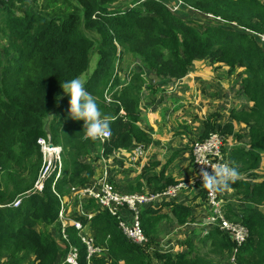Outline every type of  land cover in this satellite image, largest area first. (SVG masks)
<instances>
[{"label": "trees", "instance_id": "trees-1", "mask_svg": "<svg viewBox=\"0 0 264 264\" xmlns=\"http://www.w3.org/2000/svg\"><path fill=\"white\" fill-rule=\"evenodd\" d=\"M180 3L172 10L167 0H0V264H22L30 258V264H70L64 261L69 244L78 249V264H232L234 242L216 227L203 239L217 259L193 252L189 239H185L187 251H162L155 244L162 219L186 222L190 210L183 203L171 201L166 213L149 205L141 208L140 223L148 242L139 245L124 236L115 216L87 199L82 208L92 217L74 216L89 227L94 245L105 250L89 260L78 231L68 225L66 243L57 221L60 196L71 186L91 181L97 160L91 155L100 146L97 140L84 138L82 120L68 117V98L60 83L87 72L95 53L94 68L83 82L110 120V136L102 144L106 157L118 148L150 142L138 125L142 90L155 91L144 77L145 70L160 80L179 79L194 60L210 57L226 65L227 73L241 68L239 91L250 105L231 108L229 116L248 127L246 157L251 166L260 159L264 164V43L257 37L264 33V0ZM135 60H139L137 68L127 70ZM110 83L119 86L112 92V102H106L103 92ZM218 115L211 113L202 121L198 138L213 130L232 133L229 120L215 126ZM47 133L62 147L61 176L53 185L54 175L50 176L42 191L28 193L41 166L36 139ZM147 171L143 168L140 175L153 191L174 182L172 177L163 179L162 173L146 175ZM232 185L241 187L253 203L264 200V180ZM140 187L138 180L127 190L140 191ZM25 192L17 207L8 205ZM201 192L205 200L204 188ZM227 209L229 219L249 230L235 261L264 264V213L255 207L239 208L240 213ZM61 241L65 247L59 246Z\"/></svg>", "mask_w": 264, "mask_h": 264}, {"label": "crops", "instance_id": "crops-1", "mask_svg": "<svg viewBox=\"0 0 264 264\" xmlns=\"http://www.w3.org/2000/svg\"><path fill=\"white\" fill-rule=\"evenodd\" d=\"M197 62L196 60L192 62L189 72L182 78L167 81L157 79L156 77L153 79V82H155L153 83L155 85L153 90L155 88L158 89L154 92L148 89L145 90L147 103L145 108L141 110L142 113L138 122V125L149 136L150 142L135 143L127 149L118 148L112 151L107 157L104 156L103 160L99 158L98 154H96L97 151H95V154L91 155L94 159L97 157V160L93 162L95 171L91 180L98 177L104 167H106L113 185L120 191L130 192L120 186L125 183L128 188V184L134 185L140 180L142 187L143 184H146V181L145 177L140 174L142 169L146 167L148 169L146 175L153 177L162 173L163 179L172 177L174 182L168 185L177 181L188 182V185L180 190L176 196L158 198L152 204L151 208H158L161 212L166 213L168 212V205L171 201L188 205L190 214L186 222L177 224L171 219H162V221L173 222L176 228H190L192 234L199 232L197 234L199 240L208 245V242L203 239V235L206 233L205 227L201 226L202 230L195 227L202 224L203 222L201 221L203 219L205 220L207 207L202 197V188L200 185L190 183L194 177V169L189 143L193 135L196 138L200 136L203 129L202 121L210 113H213L216 107H218V103L220 104L223 93L222 86L226 79H230L233 82L234 79H239L243 73L240 67H236L230 73H227L228 67L224 64L220 69H215L214 66H208V71H201V68L196 66ZM208 72H212L215 76L213 75L211 78H208V75L203 74H208ZM147 75L148 73L144 72L146 80ZM152 75L148 77L152 79ZM236 83L240 87L239 80ZM168 84H170V87L166 89L165 86ZM203 86H212L216 91L211 95L208 92L204 93ZM218 90L222 92L218 94ZM162 93H164V98L161 95ZM166 93L169 95L165 96ZM166 98L169 99L168 102L165 101ZM228 98H230L229 95ZM238 99H242L240 106L235 104L233 106L229 105L228 109L225 110L226 115H223L220 109V114L215 120V126L226 120L232 122L233 131L226 135L224 151L229 154L230 158L233 156V163L230 166L235 167L239 172V178L236 181H247L250 184H254L260 180H264V164L262 159H260L256 166H251V159L246 157V153L250 150L248 127L246 124L235 121L229 116L231 108L241 109L247 108L250 105V101L243 98L242 92L238 95ZM142 103L143 98L141 97L140 104ZM178 125H180V128L177 130L180 129L181 133L178 132L179 134L175 135L177 131L176 126ZM197 127L201 130L200 133H196ZM183 130L190 133V135L186 137L185 133H182ZM136 147L141 149V153L134 156L133 151ZM66 196L65 199L70 202L69 209L72 211L76 210L73 206H78L77 202L71 200L68 193ZM221 198L225 215L226 211H228L227 208L231 212L240 213L239 208L244 207H255L264 213V200L253 203L242 193V189L238 185H231L227 190L221 192ZM84 232L92 236L88 226L84 228ZM59 246L62 247L60 242ZM172 250L173 248L170 247L169 251L175 252ZM30 262L31 258L25 260L22 264H30Z\"/></svg>", "mask_w": 264, "mask_h": 264}, {"label": "built area", "instance_id": "built-area-1", "mask_svg": "<svg viewBox=\"0 0 264 264\" xmlns=\"http://www.w3.org/2000/svg\"><path fill=\"white\" fill-rule=\"evenodd\" d=\"M174 6L170 7L172 10H176L180 3V0H174ZM257 37L259 41L264 43V33H258ZM115 72L118 73L117 66ZM119 85L113 86L111 83L105 88L103 95L106 102H112V92L118 88ZM120 114L124 113L123 109H120ZM107 137L97 140L100 146L97 150L100 159H104L103 142L109 138ZM226 135L218 130H213L203 138H196L190 147V153L192 157V165L194 169V177L190 182L192 184H199L201 188V178L199 172L201 168H206L211 172V167L202 165L199 160L207 159L215 164L226 163L229 164V154L224 151ZM41 152V166L36 181L29 192H40L43 189L44 182L50 176L54 175L53 183L61 176L62 172V147L60 144H54L51 140L50 134L45 136H39L36 139ZM141 149L136 147L133 151V155H139ZM188 185L186 181H177L171 185H167L165 188L159 191H153L149 189L146 184H143L140 191L135 192H123L117 189L110 181L109 171L106 167L98 175V177L92 179L85 185L71 186L68 189L69 198L75 200L77 205L75 207L79 216H84L89 220L93 213L83 210L82 203L87 199H92L100 208L107 210L111 215L115 216L118 220V227L124 236L130 241L144 245L148 242V237L145 235L141 223H140V210L141 208L152 204L158 198H170L178 194V192L184 189ZM205 191V204L207 207V215L202 223L205 229L216 227L219 230L227 233L231 240L234 242L233 251L230 255V261L232 264H238L235 261V253L238 247L244 243L249 235V230L245 225L239 221L231 220L227 218L222 205V198L220 193L211 192L204 188ZM27 192L16 197L10 204L12 207H17L22 198ZM56 193V192H55ZM60 207L57 214V221L60 225V234L62 241L69 243V238L66 233L67 226H73L78 231V236L86 246V259L89 260L93 255L104 254L105 250L102 247L94 245L93 237L84 232L86 224H83L81 220L73 218L71 216L72 210L69 209L70 202L65 198L66 194L60 196ZM62 247H65L63 242ZM169 244H162V251H169ZM65 262L70 264H78V249L75 245L69 244L68 251L64 258Z\"/></svg>", "mask_w": 264, "mask_h": 264}, {"label": "rangeland", "instance_id": "rangeland-1", "mask_svg": "<svg viewBox=\"0 0 264 264\" xmlns=\"http://www.w3.org/2000/svg\"><path fill=\"white\" fill-rule=\"evenodd\" d=\"M168 1V5L170 7L174 6L173 3L175 4V1L174 0H167ZM130 1L127 2V4H129ZM122 7H124L123 5H121ZM181 15H183L181 13ZM96 59H97V55L96 53L94 55H92L91 57V62H90V65H89V68H88V71L83 73L79 78L83 81L85 80L89 75L90 73L92 72L93 68H94V65H95V62H96ZM198 61L196 63V66L197 67H200L201 68V71L202 70H209L208 66H214L215 69H220L221 67H223L222 65L223 64H220L218 62H214L212 58H205V59H200V60H196ZM135 63L134 64H131L128 68V69H131L130 67L133 66V69L134 68H137L138 64H139V60H135L134 61ZM121 73L122 75L126 74L127 73V70L125 69V64L124 62L122 63V68H121ZM147 71L148 75H147V82H150V83H155L153 82V79L155 78L154 75L151 74V72H149L148 70H145ZM212 71V70H211ZM205 75H208L209 77L208 78H211L214 74H212V72H208L207 73H203ZM152 75L153 78H149L148 76ZM215 76V75H214ZM239 79L237 80H233V82L230 81V79H226V81L224 82L223 86H222V89H223V93H222V98H221V101H220V104L218 103V107H216V109L213 111V113H217V114H220V109H221V112L223 115H226V112L225 110L228 109L229 105H232L235 104V105H239L240 106V103L242 102V99H238V95H240V91L238 89V84L236 82H238ZM170 87V84H168L167 86H165L166 89H169ZM203 92L204 93H210V95L212 93H214L216 90H214V88L212 86H203ZM147 88H143V91H142V98H143V103L141 104V110L142 108H145V105L147 103V98H146V93H145V90ZM156 89L158 88H155V91ZM237 89V90H235ZM163 90L165 91V89L163 88ZM164 91H161V92H164ZM222 91L221 90H218V94H220ZM164 98V93L161 94ZM169 94L166 93L165 96H168ZM228 95L230 98H228ZM243 98L244 99H247L244 95H243ZM217 99H218V96H217ZM235 99V100H234ZM168 98H166V102H168ZM231 106V107H232ZM142 113V111H141ZM211 114V113H210ZM180 128V125L176 126V130ZM175 130V131H176ZM174 131V132H175ZM200 129L197 127L196 128V133H200ZM180 132V129L176 131L175 135H178ZM182 133H185L186 137H188V135H190V133L186 132V131H182ZM194 133V131H193ZM192 133V134H193ZM194 137V138H193ZM193 137L190 139V145L189 147H191V144L192 142L196 139V137L193 135ZM54 144H58L57 142L53 141ZM122 188H126L127 189V184H122V186H120ZM73 207H76V206H73ZM74 215H78L76 210H73L71 212V216L73 218H75ZM202 218V217H200ZM201 220V219H199ZM204 219L201 221L203 222ZM162 223V224H161ZM202 224H199L198 226H195L197 229L199 230H202ZM210 229V228H209ZM209 229H207L206 231H208ZM199 232L197 233H193L192 234V231L190 230V228H186V229H180V228H176V225L175 223L173 222H170V221H161L160 222V225H159V230H158V233L155 235V239H156V245H161L162 244H169V249L170 247L173 248L172 251H179V250H186L188 249L187 245L185 243V239H189L191 244H192V251L193 252H199L200 254L202 255H206V256H209L210 258L212 259H217V255H214V252L213 250L205 243H203L202 241L199 240V237H198V234ZM198 237V238H197ZM161 249H164L163 247ZM222 258V257H221ZM219 258V259H221ZM30 261V260H29ZM31 263V262H30Z\"/></svg>", "mask_w": 264, "mask_h": 264}, {"label": "clouds", "instance_id": "clouds-1", "mask_svg": "<svg viewBox=\"0 0 264 264\" xmlns=\"http://www.w3.org/2000/svg\"><path fill=\"white\" fill-rule=\"evenodd\" d=\"M60 88L68 98V117L73 121H83L85 139L96 141L110 134V120L102 115L95 97L86 90L79 77L64 80L60 83ZM198 162L211 167V172L206 168H201L199 172L201 186L211 192H223L239 178L238 170L230 164L213 165L206 158Z\"/></svg>", "mask_w": 264, "mask_h": 264}]
</instances>
